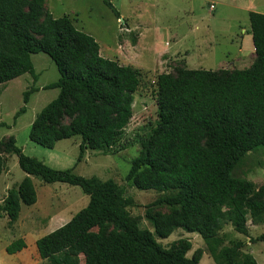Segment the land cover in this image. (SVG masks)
I'll list each match as a JSON object with an SVG mask.
<instances>
[{
	"label": "trees",
	"instance_id": "16d2710c",
	"mask_svg": "<svg viewBox=\"0 0 264 264\" xmlns=\"http://www.w3.org/2000/svg\"><path fill=\"white\" fill-rule=\"evenodd\" d=\"M115 17L110 0H103ZM254 61L245 69L161 73L156 80L158 124L140 139L126 179L141 191L169 193L147 206L142 228L127 210L133 205L113 180L84 178L72 169L56 170L26 156L14 137L0 142V175L4 155H16L25 177L0 204L8 226L22 206H32L37 193L31 177L46 184L79 187L88 204L68 222L35 242L40 259L49 264H199L201 253L188 258L191 244L163 248L176 229L198 234L214 264H257L245 252V241L224 246L221 231L230 226L248 235V222L264 224V185L233 176L248 153L264 149V15L248 14ZM43 53L59 77L42 89H58L57 97L33 120L28 139L53 150L62 140L79 137L76 163L86 150L115 155L125 149L122 134L133 115L140 71L100 55L95 39L78 30L69 16L54 18L45 0H0V85L37 75L31 56ZM32 86L23 93L26 112ZM166 206L169 211L154 210ZM250 242L264 240V235ZM26 248L17 239L5 248L14 255Z\"/></svg>",
	"mask_w": 264,
	"mask_h": 264
},
{
	"label": "rangeland",
	"instance_id": "374dc122",
	"mask_svg": "<svg viewBox=\"0 0 264 264\" xmlns=\"http://www.w3.org/2000/svg\"><path fill=\"white\" fill-rule=\"evenodd\" d=\"M119 19L105 6L103 0H45V8L54 18L69 16L74 26L92 36L99 45L100 55L120 65L140 71V84L134 94L133 115L125 128L120 145L125 149L115 155L86 150L76 163L79 137L58 142L53 150L41 148L28 139L36 115L58 95V89H42L56 82L59 74L51 59L43 54L31 56L37 80L25 74L0 85V142L11 136L26 156L43 162L56 170L72 169L75 175L102 181L113 180L125 191L133 205L127 210L142 228L153 231L145 218L148 205L169 193L137 190L126 179L131 161L138 155L140 139L147 138L156 128L159 118L156 107V80L161 73L175 74L180 68L193 70L245 69L254 61L248 16L235 8V0H110ZM264 6V0H256ZM213 6V8H211ZM245 32L247 34H245ZM32 86L38 88L30 95L26 112L15 114L24 106L23 93ZM75 146V144H77ZM6 166L0 175V204L9 190L16 189L26 176L18 166L16 155H4ZM233 176L244 178L257 186L264 185V149L248 153L234 169ZM37 201L22 206L19 218L12 227L0 214V264H49L40 259L35 242L68 222L84 208L89 197L79 187L64 183L46 184L31 177ZM154 210L169 211L166 206ZM264 235V224L248 222L247 237L226 226L220 233L224 246L245 241V252L264 264V240L250 242ZM23 239L26 248L7 255L11 242ZM165 249L191 244L186 254L201 253L199 264H214L196 233L176 229L167 239H156Z\"/></svg>",
	"mask_w": 264,
	"mask_h": 264
},
{
	"label": "crops",
	"instance_id": "0c3cea01",
	"mask_svg": "<svg viewBox=\"0 0 264 264\" xmlns=\"http://www.w3.org/2000/svg\"><path fill=\"white\" fill-rule=\"evenodd\" d=\"M234 2H235L234 3L235 8H237V10H239L240 12L246 13L247 16L250 12L259 13V14L264 15V6H262L261 4H257L256 0H235ZM247 33H248V38L251 39L250 26H249V31L247 30ZM247 33L245 32V34ZM251 43H252V39H251ZM252 52L254 55V48L252 49ZM76 145H78V143L75 144V146Z\"/></svg>",
	"mask_w": 264,
	"mask_h": 264
},
{
	"label": "built area",
	"instance_id": "2783aa9c",
	"mask_svg": "<svg viewBox=\"0 0 264 264\" xmlns=\"http://www.w3.org/2000/svg\"><path fill=\"white\" fill-rule=\"evenodd\" d=\"M211 8H213V6H211Z\"/></svg>",
	"mask_w": 264,
	"mask_h": 264
}]
</instances>
